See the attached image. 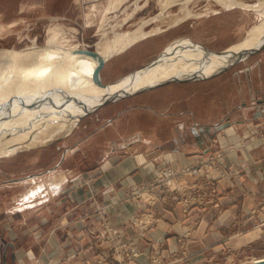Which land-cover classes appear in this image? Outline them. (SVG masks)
I'll use <instances>...</instances> for the list:
<instances>
[{
	"label": "rangeland",
	"instance_id": "obj_1",
	"mask_svg": "<svg viewBox=\"0 0 264 264\" xmlns=\"http://www.w3.org/2000/svg\"><path fill=\"white\" fill-rule=\"evenodd\" d=\"M262 10L264 0H0V264H16V250L24 245L37 247L41 232L48 236L58 231L60 239L68 236V221L46 217L41 228L36 225L41 220L37 214L65 208L59 206L66 204L61 200L73 189L77 199L87 193L91 196L92 211L97 214L91 227L81 228L87 231L89 243L60 258L33 256L31 264H264L260 261L264 259V237L240 247L207 248L200 253L187 250V257L182 238L172 250H143L139 245L141 240H151L147 231L161 218L155 209L158 204L172 211V205L179 203L183 213L206 204L219 207V180L225 177L233 182L239 177V170L225 164L224 157L229 152L240 153L242 141L228 144L226 149L207 146L191 163L157 159L150 181L122 188L125 202L138 201L144 209L115 217L110 212L116 202H101L119 187L115 179L109 189H103L101 183L110 174H118L107 170V164L125 159L130 166L153 172L150 164L160 151L183 148L181 140L195 139L200 125L207 139H212L215 128L229 122L227 116L240 113V102L251 99L260 79L264 83V47L236 62L233 54L220 57L217 63L228 66L218 73L219 68L202 72L203 78L198 80L169 82L120 99L103 97L143 86L141 80L135 81L140 75L150 80L170 78L181 71L190 53L229 49L256 37L257 46L259 37L264 36V14L258 13ZM189 40L203 48H192ZM61 43L88 49L90 54V49L94 50L97 55L91 54L88 60L95 59V65L59 79L65 88L54 94L57 98L51 105L29 98L30 105L24 111L12 113L14 117L4 113L2 109L17 97L16 90L8 94L7 86L11 89L21 84L22 92L44 86L48 79L37 78L36 74L39 67L50 62L40 52L57 49ZM114 47L117 49L112 50ZM99 61L103 62L101 76L113 83L107 87L120 84L121 88L94 94L93 98V89L100 85L75 81V77L84 74L93 79ZM26 65L34 73L22 79ZM127 76L130 78L124 83L138 85L121 83ZM68 81L72 85L65 84ZM47 85L45 90L59 89ZM72 86V94H60ZM54 105L66 107L64 122L39 115ZM30 107L34 114L28 118ZM75 108L83 109L76 119L78 113H70ZM256 125L252 140L264 141V109ZM201 161L208 165L199 174L173 176L172 185L164 181L165 168L191 167ZM52 177L58 182L50 191L43 184ZM39 184L43 188L40 195L22 200V194ZM77 219L83 223L85 216ZM25 221L28 227L23 226ZM47 240L44 243L51 244Z\"/></svg>",
	"mask_w": 264,
	"mask_h": 264
},
{
	"label": "crops",
	"instance_id": "obj_2",
	"mask_svg": "<svg viewBox=\"0 0 264 264\" xmlns=\"http://www.w3.org/2000/svg\"><path fill=\"white\" fill-rule=\"evenodd\" d=\"M257 84L252 91L251 99H243L240 102V113L227 116L229 122L217 126L215 134H212V139H207L208 135L204 134L200 125L195 139L190 142L181 140L185 144L183 148L164 149L160 151V154L157 151L155 155H159L150 164L151 167L153 166V172L133 164L130 166V163L125 159L117 164L112 162L110 166L109 164L106 165L107 170L111 168L116 170L118 174H110L111 177L105 179V183H101L105 186L103 189H109V186L115 183L113 181L115 179L119 187L109 199L102 198L101 202L110 200L111 203L116 202L113 204L114 208L110 213H113L115 217L118 215V217H122L131 211L141 209L143 205V203L140 204L135 200L125 202L122 199V188L131 183L150 181L157 168L155 166L157 159L175 164H186L197 160L207 146L212 149H226L228 144L237 145L240 141L244 144L240 148V153L229 152L227 157H224L225 164L233 165L235 169L239 170V177L233 182L225 177L219 180V194L217 195L220 202L219 207L206 204V207L191 208L187 213H183L179 203L172 205V211H166L168 209L165 205L158 204L155 209L161 218L147 231L151 240L140 241L139 245L143 250L150 248L152 250H167V248L172 250L178 247V239L182 238L184 240V257H187L188 255L185 256L187 250H190L189 253H200L207 248L240 247L264 237V141L252 140L253 132L257 127V118L264 109V83L260 79ZM76 197V192L73 189L65 195L64 200H61L65 201L66 204L59 206L65 208L59 207L51 213L42 210L37 214L41 218V222L37 220L36 225L37 227L41 226V228L44 226L46 217H56L68 221V230L66 231L68 236H63L60 239L57 235L58 231H54L48 236L41 232L40 236L36 238L39 243L37 247L24 245L16 250L17 256H19L16 264H31L33 256L51 255L60 258L66 253L74 252L75 248L87 246L90 238L87 231L84 230L83 232L81 228L87 225L91 227V223L95 222L94 219L97 214H93L92 199L88 193L87 195L83 194L81 199ZM168 201L170 202V200ZM82 215L85 216L83 223L77 219L78 216ZM23 226L28 227V221L23 222ZM70 239L74 243L70 242ZM45 240L51 244L44 243ZM31 247L36 248V254ZM1 253L4 256V253Z\"/></svg>",
	"mask_w": 264,
	"mask_h": 264
},
{
	"label": "bare ground",
	"instance_id": "obj_3",
	"mask_svg": "<svg viewBox=\"0 0 264 264\" xmlns=\"http://www.w3.org/2000/svg\"><path fill=\"white\" fill-rule=\"evenodd\" d=\"M218 1L223 3V0H218ZM229 1H231V0H229ZM235 1H237V0H234V2ZM258 13L260 14V16H263L262 13L264 14V10L259 11ZM256 38H254L253 40L245 39L240 44H237V46L229 48L228 51L232 52L233 55L237 56L239 52L242 53V52H244V50H250L251 48L256 49V48L260 47L262 44H264V36L259 37L260 43L257 46L255 44ZM187 43L192 48H199V49L203 48L199 43H196V42H193L190 40ZM249 43H252V44H249ZM70 45L71 44H69V46ZM67 47L68 46H65L64 44H62L61 46H58L57 49H54V48L47 49L45 47L46 50L43 49L40 52L42 57L43 58L46 57L50 62V63H45L44 66L39 67L40 71H39V73L36 74L37 78H41V79L47 78L48 79L47 82H45L46 84L44 86L41 87V85H39V86H36L35 88H32V89L30 88L27 91H23V92H22V89L19 87L21 84H15L13 87H11V89H10L9 85L7 86L6 91H8V94H10L9 93L10 90H11V92L16 90L17 91V97L15 99H12V105L11 106H8V107L6 106L5 108L2 109L4 111V113H7L8 116L13 115V117H14L15 115L12 113L16 112V114H17L21 111H24L30 105V102H28L29 98L30 99L37 98V100L39 102H46L49 105H51L53 103V101L57 98V97H55L54 94L55 93L57 94L59 92V90H63L65 88V86H63V85L61 86L62 82H60L59 79H65L68 76H73V72H79L80 70L82 71L85 68H87L88 66L95 65V59H93L91 61L88 60V57L91 55L90 52H88L89 51L88 49L87 50L83 49V48L80 49V46H77L78 47L77 49L71 48V47L67 48ZM114 49H117V48L114 47L112 50H114ZM73 50H75V51H73ZM112 50H111V52H112ZM225 54H215V53L210 52V51L209 52L204 51L203 53H190L188 56H186V60L184 62L186 64H184L182 66L183 68H181V71L176 72V74H172L170 78L202 76V74H201L202 72L212 71L213 68L218 69V68L226 67V66H228L229 63H225L223 65L219 64V63H221V61L219 63H217V61L219 60L220 57L223 58V56H224V58H225V56H227ZM228 55H230V54L228 53ZM205 60L208 61L207 64H206ZM22 70H23V76L21 75L22 79H27L28 77L32 76L34 73L32 70L29 69L28 65H26ZM140 77L141 78H135V81L141 80L143 86L138 87V88L135 87V88H132L131 90L124 91V92H127V93L132 92V91L137 90L139 88H142L144 86L154 85V84H157V83L164 80V79L150 80V79H146V77L141 76V75H140ZM127 78H130V76L123 78L120 82L124 83V81ZM170 78H168V79H170ZM68 79L72 80L70 78H68ZM168 79H166V80H168ZM75 81H84V82L89 81V82L93 83L94 80L92 78H89L87 75L78 74L75 77ZM50 83L54 84V88H56V89L59 88V89L55 90V92H53L54 90L53 91L45 90L48 87L47 84H50ZM66 83L72 85V82H70V81L65 82V84ZM129 83H135V85L137 84L136 82H129ZM129 83L125 82L124 84L127 86ZM115 85H117V84H114V86ZM74 87L75 86H72L69 90H65L68 92L61 91L60 94H63V93L72 94ZM105 87L107 89L110 88V90L107 92L104 89ZM112 88L120 90L121 86H120V84L116 87H107V85L103 86V87L98 86V87H96V89H93L92 96L94 94L96 96H100V95L109 93ZM79 92L83 93L84 89L83 90L79 89ZM119 92H117V93H119ZM81 93H79V94H81ZM122 94L123 93H121L120 95H122ZM94 96H93V98H94ZM112 96H113V94L112 95H105L103 97V99H108V98H111ZM85 97H87V96H85ZM90 98H91V96H90ZM90 98H87V99H90ZM10 102L11 101H8L7 104H9ZM34 103H35V106L37 107L38 102L36 103V101H35ZM58 103H61V102H58ZM12 106H13V109H11ZM65 108L66 107H64L62 105H54L51 108H49L48 110L42 111L39 115L44 117L45 119L47 118L48 120H50L52 122H64L67 119V114H68L65 111ZM82 110L83 109L76 110V108H75V110L73 109L72 111H70V113L71 114L78 113L77 116L74 118V119H76L78 117V115L82 112ZM28 111L29 112L27 113V117L31 118V115L34 114V110H33V108L30 107L28 109ZM13 117H11V118H13ZM11 118L8 120V123H10L9 121L11 120ZM24 118H25V113H24ZM14 127L16 129V125L12 126V128H14ZM57 182H58L57 178L52 177L51 181H48L47 185L43 184V187L46 188L47 190H50V191L55 190L57 188V184H56ZM42 189L43 188L40 184L32 186L24 194L21 195L22 200L32 199V198L36 197L37 195H40ZM263 260L264 259H262L260 261H263Z\"/></svg>",
	"mask_w": 264,
	"mask_h": 264
},
{
	"label": "water",
	"instance_id": "obj_4",
	"mask_svg": "<svg viewBox=\"0 0 264 264\" xmlns=\"http://www.w3.org/2000/svg\"><path fill=\"white\" fill-rule=\"evenodd\" d=\"M245 38V37H244ZM197 43V42H196ZM264 47V44H262L260 47L256 48V49H250V50H244V52H240L234 62L238 61V60H241V58L245 57L247 54H252L253 52H255L256 50H259L260 48ZM210 52H213L215 54H225V55H228L229 54H232V52H229L228 51V48L226 49H223V50H213V49H208ZM91 54L93 56H96V52L94 50H91ZM208 51V52H209ZM102 66H103V62L99 61V64L96 68V70L94 71L93 73V80L94 82H96L98 85L100 86H105V85H108V86H111V84H113L112 82H107L106 80L103 79V77L101 76V69H102ZM225 67H222V68H219V70L216 71V73L220 72L221 70H223ZM215 74V73H214ZM213 75V74H212ZM210 75V76H212ZM203 78L202 76H190V77H183V78H170L168 80H163L157 84H154V85H150V86H144L142 88H139L137 90H134L132 92H120L123 93L122 95H120L119 93H114L113 94V99H120V98H124V97H128V96H132V95H135V94H139L141 92H144L146 90H149V89H153V88H156L160 85H163L165 83H169V82H186V81H193V80H198V79H201ZM107 83V84H106ZM109 83V84H108Z\"/></svg>",
	"mask_w": 264,
	"mask_h": 264
},
{
	"label": "built area",
	"instance_id": "obj_5",
	"mask_svg": "<svg viewBox=\"0 0 264 264\" xmlns=\"http://www.w3.org/2000/svg\"><path fill=\"white\" fill-rule=\"evenodd\" d=\"M208 165L207 162L201 161L198 165L196 166H182L179 168H165L163 170V179L167 184H173L174 182L172 181V177L176 175H197L201 172L202 168L206 167Z\"/></svg>",
	"mask_w": 264,
	"mask_h": 264
}]
</instances>
